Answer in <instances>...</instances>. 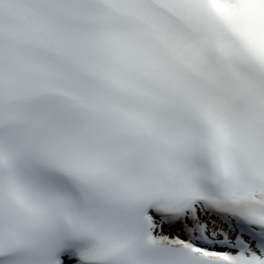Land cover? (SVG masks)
I'll return each mask as SVG.
<instances>
[{
    "label": "snow or ice",
    "instance_id": "6c2138e0",
    "mask_svg": "<svg viewBox=\"0 0 264 264\" xmlns=\"http://www.w3.org/2000/svg\"><path fill=\"white\" fill-rule=\"evenodd\" d=\"M0 264H264V0H0Z\"/></svg>",
    "mask_w": 264,
    "mask_h": 264
}]
</instances>
